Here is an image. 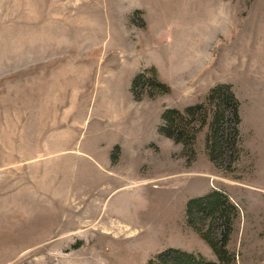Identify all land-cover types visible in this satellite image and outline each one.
I'll list each match as a JSON object with an SVG mask.
<instances>
[{
    "label": "rangeland",
    "instance_id": "374dc122",
    "mask_svg": "<svg viewBox=\"0 0 264 264\" xmlns=\"http://www.w3.org/2000/svg\"><path fill=\"white\" fill-rule=\"evenodd\" d=\"M225 231L264 264V0H0V264L217 261Z\"/></svg>",
    "mask_w": 264,
    "mask_h": 264
},
{
    "label": "trees",
    "instance_id": "16d2710c",
    "mask_svg": "<svg viewBox=\"0 0 264 264\" xmlns=\"http://www.w3.org/2000/svg\"><path fill=\"white\" fill-rule=\"evenodd\" d=\"M214 96L220 98L221 104L230 106V108H232L233 110L232 112L233 115L237 117L238 101L234 97L233 93L230 91V87L220 86L212 90L211 95L209 97L210 99H213ZM176 114L177 117L174 116L173 117L177 121L174 120V122L176 121L184 124L183 122L184 117L178 113ZM169 115L172 116V112H170ZM170 116L168 118H170ZM204 116L202 118H205ZM217 123H218V119H217ZM168 124L169 127L172 128L170 121H168ZM176 129H179V127H177ZM180 129L181 130H179V132L182 133L183 132L182 127H180ZM176 134H178V131ZM169 135L172 137H176L174 131L173 133H169ZM227 208L231 211L233 210L232 205L229 204L227 196L221 192H212L204 197L190 200V202H188V207H187V216L192 221L193 220L191 217L192 211H194L195 209H199V211L201 210L203 211V214H205L206 217H213L216 212L217 213L220 212V214L224 212L227 213ZM228 224L230 223L228 222ZM205 235H204L205 240L211 245V247L215 250V252L218 255L217 261H209L206 260L204 257L196 256L194 254L185 251L170 248L159 253L154 259H151L148 262V264H236L234 262V255L225 249V242L227 241L228 238V234L226 231L223 233L221 240L219 242L214 238V236H208L209 233H207L206 236Z\"/></svg>",
    "mask_w": 264,
    "mask_h": 264
}]
</instances>
